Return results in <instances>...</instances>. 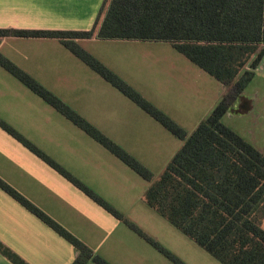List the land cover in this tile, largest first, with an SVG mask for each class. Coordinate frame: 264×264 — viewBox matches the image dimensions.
Returning <instances> with one entry per match:
<instances>
[{
	"label": "crops",
	"instance_id": "crops-1",
	"mask_svg": "<svg viewBox=\"0 0 264 264\" xmlns=\"http://www.w3.org/2000/svg\"><path fill=\"white\" fill-rule=\"evenodd\" d=\"M104 1L0 0V28L90 30L96 23ZM77 41L190 134L226 90L221 82L177 51L169 42L104 40L96 37ZM0 52L155 172L156 177L182 147L183 140L90 68L58 39L4 37L0 40ZM255 71L254 78L235 105L224 115L223 122L256 148L264 151V142L258 141L259 135L252 131H246V134L234 127L236 123L231 124L234 121L233 115H241L258 127L264 124V80L261 86L254 82L259 75L264 77V57ZM0 117L107 202L109 201L100 185L105 187L108 184L107 177L104 176V173L107 176L108 165L121 164L123 170L131 169L1 65ZM3 147L9 149L3 151ZM2 165L9 168L16 166L18 170L21 169V173L10 171L16 174L14 177L9 171H4ZM0 177L111 264H149L148 255L154 253V246L1 127ZM34 181H39V187L36 185L39 196L49 200L45 201L47 204L50 202L54 208L58 207L76 228H86L89 238L76 232L68 222L47 209L34 197V192H28L26 184ZM146 182L145 191L150 185ZM0 190L27 211V219L33 215L41 222L38 224L33 218L37 232L50 236L55 233L73 248L68 255L52 250L58 255L55 257L62 260L58 264H71L78 255L75 247L3 189ZM146 205L142 214L150 216L172 235H177L194 251H205L200 252L206 260L204 264H222L147 203ZM120 212L186 264H193L188 259L189 255L175 249L168 239L155 234L135 217L125 215V210L124 213ZM14 221L16 220H11L12 223ZM262 224L264 226V220ZM126 227L130 230H126ZM111 237H114V242L105 249V243ZM130 238L133 240L130 241ZM0 241L18 254L8 245L6 239L0 236ZM37 252L41 253V257L48 264H57L50 251ZM19 256L29 261L28 263L35 264L25 254ZM12 263L0 253V264ZM87 264L95 263L89 261Z\"/></svg>",
	"mask_w": 264,
	"mask_h": 264
},
{
	"label": "trees",
	"instance_id": "trees-1",
	"mask_svg": "<svg viewBox=\"0 0 264 264\" xmlns=\"http://www.w3.org/2000/svg\"><path fill=\"white\" fill-rule=\"evenodd\" d=\"M58 39L176 137L159 176L0 52V65L150 183L144 201L222 264H264V151L223 122L264 57V0H105L90 30L0 28L4 37ZM169 42L226 90L190 134L78 43L82 38ZM0 127L175 264L178 256L126 218L0 117ZM0 188L78 251L71 264H111L0 177ZM14 264H30L0 241Z\"/></svg>",
	"mask_w": 264,
	"mask_h": 264
},
{
	"label": "rangeland",
	"instance_id": "rangeland-1",
	"mask_svg": "<svg viewBox=\"0 0 264 264\" xmlns=\"http://www.w3.org/2000/svg\"><path fill=\"white\" fill-rule=\"evenodd\" d=\"M263 80L264 77H262V75H259V77L254 81L256 82L255 85L257 84V86H261L263 84ZM251 86H249V88ZM232 118L234 119V121L231 124L235 125L236 123V126L234 127L240 129L244 133H246V131H252L256 133V135L260 136L258 141L264 142V124L258 127L257 124H254L250 121H246L244 117H242L241 115H233ZM7 149H9V147L2 148L3 151H6ZM1 167L4 171H9L8 172L9 174H13L10 171H20L21 173V169L18 170L16 166H14V168L11 167L9 168L5 165H2ZM121 167H122L121 164L108 165L107 176L104 173L105 178L107 177L108 184L105 187L100 185V188L104 191V193L108 197L107 198L105 196V198L123 213L125 210L124 214L127 215L128 217L130 215L132 217H135L138 221L147 225V227L151 229L155 234L168 239L175 249L179 251H183L181 253L185 255L186 254L189 255L188 259L193 264H204L206 260L201 256L200 252L203 253L205 251H203L201 248H199L200 250H202L200 252L197 249L194 251L193 249L188 247L177 235L175 234L172 235L168 229L158 224L150 216H146L142 214V210L145 208L146 205L143 194L147 187V182L143 178H141L138 174L133 172L131 169H128L129 171H125ZM12 176L16 177V174H13ZM96 184L98 183L96 182ZM36 185L39 187V181H34L31 184H26V189L30 193L34 192L35 193L34 197L38 199V201L40 200L47 207V209L52 211L54 214H56L64 221L68 222L76 230V232H78L79 234L83 235L86 238H89L86 235L87 233L86 228L81 226H78V228H76L66 218L65 214L58 207L55 206L54 208L50 202H48L47 204L46 202L49 200H44L39 196L36 189L37 188ZM128 206H130L129 210H127ZM25 213L27 214V211L24 208H22L13 199H11L8 195H6L3 191L0 190V236L3 239H6L8 241V245L12 249H14L18 254L19 253L25 254L27 258L35 264H48V262L41 257V253L37 251H42V250L50 251L52 253L54 260L58 264L62 260H58L55 257L58 255L55 254L53 251L60 252L63 255H68L71 250L73 251V248L68 243L63 241L61 237H59L57 234L53 233L52 231L51 232L53 233L52 235L54 237L37 232L35 230L36 227L34 226L35 220L38 224H41V222L38 221L37 218H35L33 215H30L32 218L27 219ZM12 219L16 221L12 223L11 222ZM42 226L44 225L42 224ZM126 230H130V229L128 228ZM130 232H132V234L137 238V235L133 231ZM126 233H129V231H127ZM104 235H106V233ZM113 238L114 237H111L108 241H106L105 249H107L109 245L114 242ZM51 240L52 242L50 243ZM132 240L133 239L130 238V241ZM49 248H51V250ZM153 252H154L153 254L148 255L149 264H174L169 259H167L162 253H160L157 249L154 250Z\"/></svg>",
	"mask_w": 264,
	"mask_h": 264
}]
</instances>
